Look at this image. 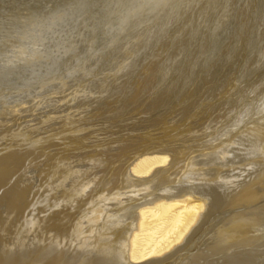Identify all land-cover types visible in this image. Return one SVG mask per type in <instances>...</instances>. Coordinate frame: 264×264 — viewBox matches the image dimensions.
I'll return each mask as SVG.
<instances>
[{"label":"rangeland","instance_id":"1","mask_svg":"<svg viewBox=\"0 0 264 264\" xmlns=\"http://www.w3.org/2000/svg\"><path fill=\"white\" fill-rule=\"evenodd\" d=\"M0 161L1 264H264V0H0ZM182 190L194 224L130 261Z\"/></svg>","mask_w":264,"mask_h":264},{"label":"bare ground","instance_id":"2","mask_svg":"<svg viewBox=\"0 0 264 264\" xmlns=\"http://www.w3.org/2000/svg\"><path fill=\"white\" fill-rule=\"evenodd\" d=\"M66 96V95H65ZM199 125V124H198ZM204 127V126H203ZM108 149V147H107ZM110 149V148H109ZM182 152V151H181ZM105 153V152H104ZM181 154V153H180ZM177 153V155H180ZM35 157V156H34ZM53 158V156H51ZM169 158V155L163 153H143L134 159L130 165V173L135 178L147 177L150 172H155L157 169L165 166ZM103 159V158H102ZM178 160L172 162L175 167ZM100 160V159H99ZM2 161V160H1ZM0 161V162H1ZM24 162V161H23ZM48 162V161H47ZM50 162V161H49ZM104 162V161H103ZM98 164V163H96ZM4 166V164H2ZM51 165V164H50ZM56 168V167H55ZM65 168V167H64ZM4 169V168H3ZM42 169V168H41ZM58 169V168H56ZM86 169V168H84ZM102 170V169H101ZM66 171V170H65ZM64 171V172H65ZM68 171V170H67ZM66 171V172H67ZM85 171V170H84ZM83 171V172H84ZM87 171V170H86ZM85 171V172H86ZM93 171V170H92ZM110 171V169H109ZM46 172V171H45ZM48 172V171H47ZM63 172V170H62ZM103 171H98L95 176L101 177ZM89 173V172H88ZM47 174V173H46ZM82 174V173H81ZM105 174V173H104ZM103 174V175H104ZM63 175V174H62ZM80 175V174H79ZM180 175V174H179ZM57 176V175H56ZM125 176V175H123ZM5 177V176H4ZM41 177V176H40ZM66 177V176H65ZM175 177V176H174ZM177 177V176H176ZM3 178V177H2ZM50 178V176H49ZM78 177H76L77 180ZM84 176L82 177L83 181ZM86 178V177H85ZM81 179V178H80ZM123 179H125L123 177ZM166 179H168L166 177ZM170 179V178H169ZM174 180V178H172ZM48 180V179H47ZM50 180V179H49ZM122 180V178H121ZM78 181V180H77ZM79 180V182H81ZM2 181L0 180V183ZM46 182V181H45ZM48 182V181H47ZM60 182V181H59ZM3 183V182H2ZM62 183V181H61ZM84 183V182H83ZM121 183V182H120ZM75 184V183H73ZM107 184V183H106ZM110 184V183H109ZM33 185V184H32ZM53 185V184H52ZM31 186V184H30ZM106 186V185H104ZM191 186V185H190ZM52 187V186H51ZM112 187V186H111ZM129 187V186H128ZM46 188V187H45ZM106 188V187H105ZM183 188V187H182ZM30 190V189H29ZM34 190V189H33ZM106 190V189H105ZM109 190V189H108ZM113 190V188H112ZM31 191V190H30ZM51 192V191H50ZM109 192V191H106ZM7 194V193H6ZM31 194V192H30ZM102 194V193H101ZM107 194V193H106ZM34 195V194H33ZM253 195H251L252 197ZM23 197V196H22ZM94 197V196H92ZM91 197V198H92ZM99 197V196H98ZM24 198V197H23ZM97 198V196H95ZM94 198V199H95ZM102 198V196L100 197ZM105 198V197H104ZM71 201V200H70ZM107 201V200H106ZM53 202V201H52ZM66 202V201H65ZM67 203V202H66ZM70 203V202H69ZM75 203V202H74ZM92 203V202H91ZM71 204V203H70ZM69 204V205H70ZM93 204V203H92ZM54 205V204H53ZM66 205V204H65ZM68 205V204H67ZM73 205V204H71ZM106 205V204H105ZM204 201L191 190H182L176 197H167L162 195L155 200L146 203L142 207H138L137 217L134 224V229L131 231L128 243V259L130 261L143 259L145 256L161 255L164 251L174 247L180 242L184 234L194 224L196 218L200 214V210L204 206ZM19 206V205H18ZM66 207V206H65ZM64 207V208H65ZM62 207V209H64ZM89 208V206H88ZM45 209V208H43ZM66 211V209H64ZM42 211V210H41ZM86 209H84V212ZM44 212V211H43ZM83 212V213H84ZM3 213V212H2ZM59 213V212H58ZM75 213V212H74ZM99 214V213H98ZM238 214V213H237ZM51 215V213H50ZM97 215V214H95ZM235 215V214H234ZM82 216V215H78ZM236 216V215H235ZM3 217V216H2ZM9 217V216H8ZM116 217V216H115ZM63 218V217H62ZM70 218V217H69ZM250 218V217H248ZM45 219V218H44ZM97 219V218H96ZM113 219V218H111ZM254 219V218H253ZM42 220V219H41ZM110 220V219H109ZM251 220V219H249ZM1 221V220H0ZM59 221V220H58ZM96 221V220H95ZM106 222V221H105ZM110 222V221H109ZM246 220L240 222L242 225ZM97 223V222H96ZM24 224V223H23ZM33 225V223L31 224ZM88 225V223H87ZM37 226V225H35ZM50 226V225H49ZM52 226V224H51ZM78 226V223L77 225ZM53 227V226H52ZM51 227V228H52ZM240 227V225H239ZM1 228V227H0ZM31 228V227H30ZM35 228V227H34ZM90 228V227H89ZM39 229V227H38ZM81 229V228H80ZM91 229V228H90ZM51 230V229H50ZM69 230V228H68ZM83 230V229H82ZM43 231V230H42ZM246 231V230H244ZM16 232V231H15ZM46 232V231H45ZM53 232V231H52ZM243 232V230H242ZM49 233V232H48ZM8 234V233H7ZM6 235V234H4ZM39 236V235H38ZM47 240L50 242V236ZM69 236V235H67ZM66 236V237H67ZM10 237V236H9ZM82 237V236H81ZM6 238V236H5ZM68 238V237H67ZM73 238V237H72ZM233 238V237H232ZM70 239V238H69ZM76 239V238H75ZM79 239V238H78ZM81 239V238H80ZM127 240V238H126ZM7 241V239H6ZM75 241V240H74ZM61 242V241H60ZM71 241L69 240L68 243ZM73 242V241H72ZM48 244V243H47ZM65 244V243H64ZM46 245V244H45ZM121 245V244H120ZM166 251V252H167ZM29 253V252H28ZM102 253V252H101ZM61 254V253H60ZM29 255V254H28ZM34 255V254H33ZM64 259H68L69 256L62 254ZM75 255V254H74ZM103 255V253H102ZM62 256V257H63ZM71 256V255H70ZM101 256V255H100ZM111 256V254L109 255ZM20 257V256H19ZM7 258V257H6ZM35 258V257H34ZM100 258V257H99ZM33 259V258H32ZM65 261V260H64ZM79 261V260H78ZM1 262V261H0ZM34 262V261H33ZM49 262V261H48ZM100 262V261H99ZM24 263V262H23ZM30 263L29 261L27 264ZM1 264V263H0ZM45 264V263H44ZM64 264V263H63Z\"/></svg>","mask_w":264,"mask_h":264}]
</instances>
